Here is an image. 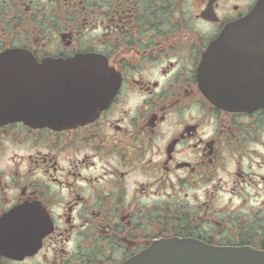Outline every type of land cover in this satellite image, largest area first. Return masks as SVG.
<instances>
[{
    "label": "flooded vegetation",
    "instance_id": "flooded-vegetation-1",
    "mask_svg": "<svg viewBox=\"0 0 264 264\" xmlns=\"http://www.w3.org/2000/svg\"><path fill=\"white\" fill-rule=\"evenodd\" d=\"M256 1L0 0V53L93 55L120 78L94 118L0 121V264H124L173 239L264 251V88L240 38L264 31L221 38Z\"/></svg>",
    "mask_w": 264,
    "mask_h": 264
},
{
    "label": "water",
    "instance_id": "water-1",
    "mask_svg": "<svg viewBox=\"0 0 264 264\" xmlns=\"http://www.w3.org/2000/svg\"><path fill=\"white\" fill-rule=\"evenodd\" d=\"M221 38L236 39L230 31H264V0L241 19L227 24ZM260 47L252 53L251 70L257 72V90L264 88V36H240ZM217 40L209 56L216 54ZM98 58L77 56L71 60L46 59L36 63L19 50L0 53V97L16 105L0 119L23 120L33 126H58L95 114L119 86V79ZM263 77V78H262ZM255 82L253 83V86ZM13 97V98H10ZM253 105H264V97H254ZM223 105L222 101L212 100ZM233 100L228 104H240ZM77 104L84 109L77 112ZM16 106V107H15ZM68 111L62 113L61 111ZM88 114V115H86ZM84 115V116H83ZM8 119V120H9ZM124 264H264V252L248 247L211 246L191 240L157 242Z\"/></svg>",
    "mask_w": 264,
    "mask_h": 264
}]
</instances>
